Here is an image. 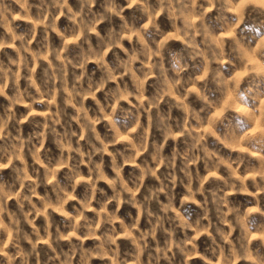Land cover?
Returning a JSON list of instances; mask_svg holds the SVG:
<instances>
[{
    "label": "clouds",
    "instance_id": "obj_1",
    "mask_svg": "<svg viewBox=\"0 0 264 264\" xmlns=\"http://www.w3.org/2000/svg\"><path fill=\"white\" fill-rule=\"evenodd\" d=\"M0 264H264V0H0Z\"/></svg>",
    "mask_w": 264,
    "mask_h": 264
}]
</instances>
